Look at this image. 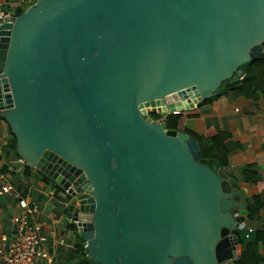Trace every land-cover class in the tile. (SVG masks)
I'll return each mask as SVG.
<instances>
[{
  "label": "water",
  "instance_id": "obj_1",
  "mask_svg": "<svg viewBox=\"0 0 264 264\" xmlns=\"http://www.w3.org/2000/svg\"><path fill=\"white\" fill-rule=\"evenodd\" d=\"M12 20L0 16V111L76 202L88 257L238 264V185L168 116L264 59V0H37Z\"/></svg>",
  "mask_w": 264,
  "mask_h": 264
},
{
  "label": "crops",
  "instance_id": "obj_2",
  "mask_svg": "<svg viewBox=\"0 0 264 264\" xmlns=\"http://www.w3.org/2000/svg\"><path fill=\"white\" fill-rule=\"evenodd\" d=\"M37 1V0H34ZM0 8L5 5L0 3ZM244 77V76H243ZM242 77V78H243ZM224 84L223 86H225ZM203 100L201 104L182 112L180 128L206 137L226 132V153L220 170L228 173L239 188L238 206L241 222L239 248L242 252V238L253 231L248 238L252 242L259 231L264 232V207L255 220L248 218V206L255 197L264 202V93L254 96L221 92ZM207 101V102H206ZM187 133V132H186ZM13 183L17 190L40 201V210L34 215L42 225L47 240L44 246L51 252L54 264H86L88 247L75 220L76 202L68 198L67 191L31 166L20 154L17 136L6 116L0 111V179ZM19 212L17 200L12 194L0 197V264H4V253L8 251L11 239L17 231L15 215ZM242 258V256H241ZM92 264H95L89 257ZM256 263L264 264V243ZM241 260L238 264H240ZM89 263V264H91Z\"/></svg>",
  "mask_w": 264,
  "mask_h": 264
},
{
  "label": "built area",
  "instance_id": "obj_3",
  "mask_svg": "<svg viewBox=\"0 0 264 264\" xmlns=\"http://www.w3.org/2000/svg\"><path fill=\"white\" fill-rule=\"evenodd\" d=\"M34 0H0L5 5V9L0 10L2 21H13L12 17L17 16L16 12L22 9L25 4H34ZM176 92L164 97L165 104L177 100ZM172 114H179L177 111ZM153 120H159L163 115L150 113ZM12 194L17 200L19 212L15 215L17 231L11 239L8 251L4 253V264H54V258L49 250L44 246L47 240L46 234L42 231V225L35 220L34 215L40 210V201L32 198L20 190H17L13 183L0 179V197ZM250 228L245 236L250 237Z\"/></svg>",
  "mask_w": 264,
  "mask_h": 264
},
{
  "label": "trees",
  "instance_id": "obj_4",
  "mask_svg": "<svg viewBox=\"0 0 264 264\" xmlns=\"http://www.w3.org/2000/svg\"><path fill=\"white\" fill-rule=\"evenodd\" d=\"M24 11L25 10L20 9L16 12V15H21ZM241 67L245 71V76L235 83H231L230 80H226V82L224 81V84H226L225 86H222L224 92L230 91L236 96H254L257 91H262L264 93V59L252 60L250 62L245 63ZM212 99L213 98H208L206 100L208 101ZM157 117V115H154V118ZM181 118V113L170 114L168 116V127L170 129L181 130ZM182 130L184 132L189 133L191 137L196 138L202 150L203 156L201 160L204 163H207L210 166H212L213 164L221 166V156H224V153H226V140L228 137H230L228 133L220 132L214 136L206 137L204 135L193 133L188 129ZM262 207H264V202H262L259 197H255L248 206V218L251 220H255L256 218H258L260 209ZM241 241L242 258L240 264L256 263L258 261L257 259L260 258V250L262 244L264 243V232L259 231L257 233V238L252 242L248 241L247 237L242 238ZM85 258L86 262L91 263L88 257Z\"/></svg>",
  "mask_w": 264,
  "mask_h": 264
},
{
  "label": "rangeland",
  "instance_id": "obj_5",
  "mask_svg": "<svg viewBox=\"0 0 264 264\" xmlns=\"http://www.w3.org/2000/svg\"><path fill=\"white\" fill-rule=\"evenodd\" d=\"M30 6V4H25V5H23L22 6V9L23 10H26L28 7ZM2 6H0V8H1ZM182 114V113H181ZM158 118V117H157Z\"/></svg>",
  "mask_w": 264,
  "mask_h": 264
},
{
  "label": "clouds",
  "instance_id": "obj_6",
  "mask_svg": "<svg viewBox=\"0 0 264 264\" xmlns=\"http://www.w3.org/2000/svg\"><path fill=\"white\" fill-rule=\"evenodd\" d=\"M180 114V113H179ZM154 115H156V114H154Z\"/></svg>",
  "mask_w": 264,
  "mask_h": 264
},
{
  "label": "flooded vegetation",
  "instance_id": "obj_7",
  "mask_svg": "<svg viewBox=\"0 0 264 264\" xmlns=\"http://www.w3.org/2000/svg\"><path fill=\"white\" fill-rule=\"evenodd\" d=\"M226 82V81H225ZM225 82H223V83H225Z\"/></svg>",
  "mask_w": 264,
  "mask_h": 264
}]
</instances>
